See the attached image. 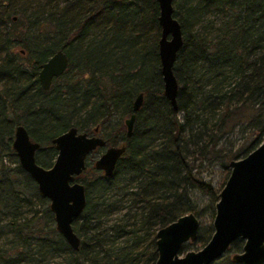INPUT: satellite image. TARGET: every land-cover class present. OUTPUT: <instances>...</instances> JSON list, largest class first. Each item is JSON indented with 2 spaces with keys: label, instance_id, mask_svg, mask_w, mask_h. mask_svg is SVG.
Returning a JSON list of instances; mask_svg holds the SVG:
<instances>
[{
  "label": "trees",
  "instance_id": "16d2710c",
  "mask_svg": "<svg viewBox=\"0 0 264 264\" xmlns=\"http://www.w3.org/2000/svg\"><path fill=\"white\" fill-rule=\"evenodd\" d=\"M61 3L45 14L52 32L33 48L20 17L7 16L9 30L0 31V264H153L157 228L192 212L180 203L186 188L217 199L195 161L214 156L226 165L263 137L264 0H172L182 32L175 108L162 92L155 0ZM13 42L25 59L10 53ZM56 48L66 53V69L42 89L36 69ZM139 91L130 135L121 124L104 137L106 145L117 144V135L125 144L111 175L93 169L80 178L86 201L71 222L79 238L72 249L31 177L4 164L6 156L17 162L13 126L22 123L36 152L45 150L35 160L46 166L55 155L51 137L70 125L90 131L127 117ZM240 246V239L230 244ZM209 264L239 263L224 253Z\"/></svg>",
  "mask_w": 264,
  "mask_h": 264
},
{
  "label": "water",
  "instance_id": "95a60500",
  "mask_svg": "<svg viewBox=\"0 0 264 264\" xmlns=\"http://www.w3.org/2000/svg\"><path fill=\"white\" fill-rule=\"evenodd\" d=\"M157 4V55L162 92L173 108L176 107L177 82L173 63L182 44L180 23L173 15L172 0H155ZM66 65L65 53L58 49L39 66L38 80L46 89L53 76ZM142 101L139 91L132 100L131 112L123 119L125 136H129L135 111ZM92 132L78 130L70 125L50 138L55 150L52 162L43 166L36 162L39 143L32 140L22 123L13 129L11 146L18 165L34 181L38 194L48 201L54 229L72 249H77L79 238L71 222L85 206V190L76 179L85 167L86 156L97 146H104L96 156L93 167L105 176L111 175L124 152L125 144L105 145V139ZM94 131V132H93ZM229 173L217 193L211 221L212 232L199 248L180 254L186 241L196 238L198 219L193 212L179 214L155 231V259L153 264H209L218 258L239 238L238 251L230 258L239 264H264V134L261 141L244 155L230 159Z\"/></svg>",
  "mask_w": 264,
  "mask_h": 264
},
{
  "label": "rangeland",
  "instance_id": "374dc122",
  "mask_svg": "<svg viewBox=\"0 0 264 264\" xmlns=\"http://www.w3.org/2000/svg\"><path fill=\"white\" fill-rule=\"evenodd\" d=\"M55 4H59V5L62 4L61 0H0V31L4 30L5 28L8 29L7 27L10 26V20L7 17L8 14L9 16L15 14L17 17H20L21 23L24 24L23 27L24 33L26 34L28 33L29 36L31 35V37L33 38H39L40 36H42V34L44 35L45 32L49 34L52 32V30L51 27H49L48 29L47 21L44 19V16L45 14H47V11L49 9L51 10L54 9L53 7ZM28 14L29 15L31 14L32 18L36 16H41L40 19H36L39 23L41 22L40 25H38V27L33 26L30 27L29 29L26 28V26H28L29 23ZM37 23H35L34 25H37ZM47 29L48 31H46ZM71 77H73V75H71ZM125 116L126 114L121 116L114 115L113 117L110 118L108 122H105L102 124V126L98 127L96 134L105 137L106 132L112 131L113 129H115L116 126H119L121 124L124 125L123 118ZM116 135L117 133H115L114 136L116 137ZM116 139H117L116 141L117 144L123 143L119 135H117ZM219 142H221V139L219 140ZM100 150L101 148L95 149L87 156L86 158V161H88L87 169L83 170L82 173L76 176V179L80 181L81 177L92 176V172L94 169L93 161ZM40 153H45V150H42V152L40 150ZM40 153H37V155L39 156ZM53 157H51L50 159L51 161L53 160ZM12 160L13 159L10 156H6L4 158V164L10 168L18 165L17 162H12ZM194 164H195V168L193 167V169L195 170L199 179L208 182L211 188L214 189L217 194V192L223 185L225 178L227 177L228 164L223 165L224 163H222V158L218 159V158H214V156H211L207 159H203L201 161H198L197 159ZM18 167L21 168L19 165ZM214 202L215 200H213L208 194L202 192L201 190L191 186H188L186 188V192L184 194V197L180 200V203H182V207L184 208V210H187L188 208L192 209V212L196 215L198 219L199 225L197 229V238L192 241L184 242L181 246V250L179 252L180 254H182L187 249L195 250L196 248H199L203 244L202 242L206 241L208 236L211 234L212 232L211 221L214 213V206H213ZM185 212H182L180 214H183ZM238 249L230 248L226 252V254L230 256L232 252H235Z\"/></svg>",
  "mask_w": 264,
  "mask_h": 264
},
{
  "label": "flooded vegetation",
  "instance_id": "af4514ba",
  "mask_svg": "<svg viewBox=\"0 0 264 264\" xmlns=\"http://www.w3.org/2000/svg\"><path fill=\"white\" fill-rule=\"evenodd\" d=\"M12 12H14V11H12ZM29 15V14H28ZM8 16H9V14H8ZM10 17H11V19L12 20H15L16 18H17V16L15 15V14H12V15H10ZM30 18H32V16H31V14L29 15V20L31 21V19ZM26 28L28 29L29 28V26L27 27L26 26ZM2 31H4V30H2ZM26 34V33H25ZM25 34H23V35H25ZM29 39H28V44H29V46H30V48H33V46H32V44H37V43H39V42H41L39 39H41L42 38V36H40L39 38H33V37H31V35L28 37ZM10 43H12V41L10 42ZM15 42H13V44H14ZM58 49H61L64 53H65V51L62 49V48H56L55 50H53L43 61H41L39 64H38V67H37V69H36V72H35V75H36V78H37V81H38V83H39V80H38V70H39V66H40V64L42 63V62H44L53 52H55L56 50H58ZM10 53H15L16 55H18L19 57H22L23 59H25V55L27 54V52H26V50L23 48V47H21L20 46V44L19 43H16V44H14L13 45V48H12V50L10 51ZM65 56H66V53H65ZM28 63L29 62H25L24 63V66L25 67H28ZM66 66H67V56H66V65H65V67H64V69H63V71L60 73V74H62L63 72H64V70L66 69ZM59 74V75H60ZM59 75H57V76H53L51 79H50V83L52 82V79L53 78H55V77H58ZM50 83H49V85H50ZM0 85H1V87H0V90L2 89V88H5L4 86H3V84L2 83H0ZM39 85H40V83H39ZM49 85H48V87H49ZM9 86V82H7V87ZM41 87V86H40ZM47 87V88H48ZM42 88V87H41ZM46 88V89H47ZM42 89H44V88H42ZM17 124V123H16ZM15 126V125H14ZM14 126H13V129H14ZM98 129V128H97ZM92 130H93V128H92ZM92 130H90V131H86L87 133L88 132H92ZM94 132V131H93ZM97 132V131H96ZM96 132H94L95 134H96ZM99 135V134H98ZM101 136V135H100ZM12 137H13V132H12ZM12 137H11V140H12ZM103 137V136H102ZM104 138V137H103ZM105 139V138H104ZM10 144H11V141H10ZM105 145H106V140H105ZM11 148H12V146H11ZM98 148H101V150L99 151V153L97 154V156L103 151V149H104V146H97V147H95L93 150H91V152L92 151H94L95 149H98ZM12 150H13V148H12ZM90 152V153H91ZM13 153H14V150H13ZM90 153H88V155L90 154ZM87 155V156H88ZM14 156H15V153H14ZM87 156H86V158H87ZM16 157V156H15ZM235 158H237V157H235ZM233 159V158H232ZM86 163V162H85ZM85 168V167H84ZM94 168V167H93ZM95 169V168H94ZM84 170V169H83ZM95 170H98V169H95ZM98 171H100L101 172V170H98ZM102 173V172H101ZM228 173H229V165H228ZM228 175V174H227ZM226 179V178H225ZM224 183V182H223ZM220 190V189H219ZM218 193V192H217ZM217 200V199H216ZM215 200V201H216ZM195 215V214H194ZM196 216V215H195ZM210 236V235H209ZM208 236V237H209ZM196 238H197V235H196ZM195 238V239H196ZM194 239V240H195ZM208 239V238H207ZM206 239V240H207ZM236 239H239V238H236ZM235 239V240H236ZM234 241V240H233ZM232 241V242H233ZM231 242V243H232ZM205 243V242H204ZM241 244H242V241H241ZM241 247V246H240ZM230 249V245H229V247L227 248V250H225L221 255H223L224 253H226L228 250ZM240 249V248H239ZM238 249V250H239ZM237 250V251H238ZM220 255V256H221ZM231 255V254H230ZM219 256V257H220ZM230 257V256H229ZM230 260H231V258H230Z\"/></svg>",
  "mask_w": 264,
  "mask_h": 264
}]
</instances>
